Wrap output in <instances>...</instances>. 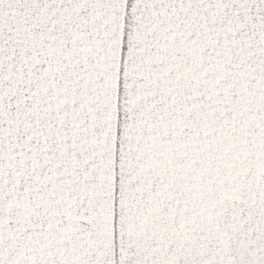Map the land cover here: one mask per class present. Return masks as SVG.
<instances>
[{
    "label": "snow or ice",
    "instance_id": "6c2138e0",
    "mask_svg": "<svg viewBox=\"0 0 264 264\" xmlns=\"http://www.w3.org/2000/svg\"><path fill=\"white\" fill-rule=\"evenodd\" d=\"M0 264H264V0H0Z\"/></svg>",
    "mask_w": 264,
    "mask_h": 264
}]
</instances>
